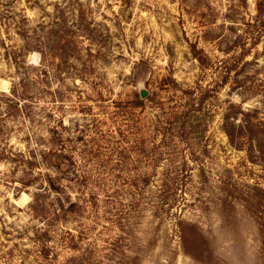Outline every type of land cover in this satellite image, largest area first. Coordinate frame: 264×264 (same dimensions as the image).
I'll return each instance as SVG.
<instances>
[{"label":"rangeland","instance_id":"rangeland-1","mask_svg":"<svg viewBox=\"0 0 264 264\" xmlns=\"http://www.w3.org/2000/svg\"><path fill=\"white\" fill-rule=\"evenodd\" d=\"M0 264H264V0H0Z\"/></svg>","mask_w":264,"mask_h":264},{"label":"trees","instance_id":"trees-1","mask_svg":"<svg viewBox=\"0 0 264 264\" xmlns=\"http://www.w3.org/2000/svg\"><path fill=\"white\" fill-rule=\"evenodd\" d=\"M50 156H54V155H50ZM49 155H45L44 158L47 159V158H51ZM68 157V156H67ZM54 158V157H52ZM55 158H57V156H55ZM63 159V158H62ZM32 161L28 160V164L31 163ZM58 162H60L58 160ZM52 168H55V171H57L59 168V163L54 162L53 163V166H51ZM44 179L46 180V183L48 185V188L52 191H54L55 193H57V195H60V192H61V178L59 176H50L48 173H45L44 174ZM31 184V182H27L25 184H23V187L24 188H28L29 185ZM61 202V200H60ZM61 203H65V206L62 204L61 208H60V211L61 212H65L67 210H70L71 207L74 206V201L71 200V199H65L63 202Z\"/></svg>","mask_w":264,"mask_h":264},{"label":"water","instance_id":"water-1","mask_svg":"<svg viewBox=\"0 0 264 264\" xmlns=\"http://www.w3.org/2000/svg\"><path fill=\"white\" fill-rule=\"evenodd\" d=\"M147 96V93L146 92H142L141 93V98H145Z\"/></svg>","mask_w":264,"mask_h":264}]
</instances>
